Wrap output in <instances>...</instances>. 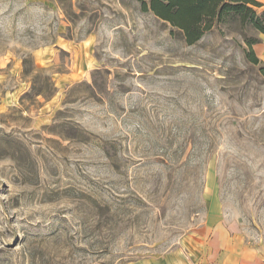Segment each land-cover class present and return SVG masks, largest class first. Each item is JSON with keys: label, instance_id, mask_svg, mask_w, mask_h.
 <instances>
[{"label": "rangeland", "instance_id": "1", "mask_svg": "<svg viewBox=\"0 0 264 264\" xmlns=\"http://www.w3.org/2000/svg\"><path fill=\"white\" fill-rule=\"evenodd\" d=\"M242 34L188 45L138 0H0V264L192 262L214 200L264 251Z\"/></svg>", "mask_w": 264, "mask_h": 264}, {"label": "trees", "instance_id": "2", "mask_svg": "<svg viewBox=\"0 0 264 264\" xmlns=\"http://www.w3.org/2000/svg\"><path fill=\"white\" fill-rule=\"evenodd\" d=\"M143 12H150L169 23L183 36L188 45L198 43L214 23L237 24L243 31L246 59L260 66L264 76V64L258 58L254 46L262 39L249 36L248 30L264 35V4L259 0H138Z\"/></svg>", "mask_w": 264, "mask_h": 264}, {"label": "crops", "instance_id": "3", "mask_svg": "<svg viewBox=\"0 0 264 264\" xmlns=\"http://www.w3.org/2000/svg\"><path fill=\"white\" fill-rule=\"evenodd\" d=\"M264 4V0H259ZM262 42L254 46L258 58L264 63V35ZM197 257L170 264H264V251L247 243L240 230L228 225L226 214L218 202L209 205L206 226L198 233ZM184 262H181V261Z\"/></svg>", "mask_w": 264, "mask_h": 264}]
</instances>
